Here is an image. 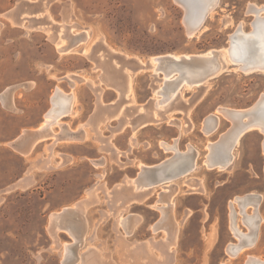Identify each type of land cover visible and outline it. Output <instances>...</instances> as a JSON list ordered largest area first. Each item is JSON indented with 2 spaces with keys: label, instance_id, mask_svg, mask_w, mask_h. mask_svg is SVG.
I'll return each instance as SVG.
<instances>
[{
  "label": "rangeland",
  "instance_id": "1",
  "mask_svg": "<svg viewBox=\"0 0 264 264\" xmlns=\"http://www.w3.org/2000/svg\"><path fill=\"white\" fill-rule=\"evenodd\" d=\"M45 1L47 11H43L52 15L39 19L51 22L55 30L64 27L67 36L70 32L74 46L68 51L50 40L48 28L34 22L35 18L21 25L11 21L7 11L21 0H0V264H93L101 261L100 256L106 264L264 260V133L251 129L235 140L228 167L206 164L210 143L233 124L218 110L248 109L264 100V70H243L228 51L231 35L241 24L244 32L253 30L256 14L250 9L264 6V0H214L218 4L192 36L185 20L187 9L177 0ZM219 53L227 62L225 69L199 84L177 83L174 72L170 86L165 87V72L153 67L158 56L191 55L194 59L188 62L204 65L200 56ZM125 56L133 58L138 68L130 76L125 74L128 78L119 75L117 85L109 74L111 69L127 72L123 62L130 59ZM83 70L90 74L79 76ZM128 79L136 97L124 105L153 107L164 99V90L176 89V94L169 103H159L165 111L160 122L135 128L123 125L122 119L108 118L101 137L108 140L104 135L119 134L118 147L102 141L99 148L88 121L99 100L106 105L125 92ZM58 87L76 95V107L64 120L54 122L50 133L63 127L57 136L70 138V128L85 123L90 139L61 141L48 134L29 150L28 133L43 126ZM211 115L218 119L211 122L213 130L206 123ZM15 135L20 138L11 144ZM176 148L180 156L190 151L196 167L173 181L145 189L143 196L120 210L110 197L113 188L128 176L136 179L143 164L176 156ZM34 161L40 164H33L28 177ZM26 177L30 183L22 184ZM95 186L98 196L91 194ZM246 194L252 202L243 211L236 198ZM88 198L91 203L80 206ZM58 214L63 217L57 221ZM245 217H251L252 223ZM235 218L240 230L249 232L245 241L249 245L233 256L228 249L239 242L232 228ZM71 231L82 234L83 240ZM164 240L169 247L161 244ZM66 243L71 244L68 259ZM100 243L101 254L95 251ZM124 246H130L133 256L123 252ZM155 253L164 254L162 262Z\"/></svg>",
  "mask_w": 264,
  "mask_h": 264
},
{
  "label": "crops",
  "instance_id": "2",
  "mask_svg": "<svg viewBox=\"0 0 264 264\" xmlns=\"http://www.w3.org/2000/svg\"><path fill=\"white\" fill-rule=\"evenodd\" d=\"M21 1L22 2H20V3H17V4L15 3L7 11L8 17L11 19L12 22H14L15 25L16 24L21 25L23 23H26L27 20L31 21L33 18H35L34 22H37L38 25H40V26L43 25V26L48 28V30L46 32L48 34V38L50 40H54V42H58L59 47L63 51H68V50H70V47L74 46L73 43H71L72 41L69 40L70 32H69V36H67V35H65L67 33V30H65V28L63 26H62L63 28H60L59 30H55V29H53L54 25H51V22L49 23L46 21L47 16L52 15L51 12H50V14H48L47 12L43 11V10L47 11V8H44V3L47 4V1H45V0H42L41 2H36V0H32V2H30L28 0H21ZM36 3L38 5H41V8H38L36 6L37 5ZM34 6H36L37 8H34ZM37 9H39V11H40L39 14H37V12L35 11ZM36 18H38V19H36ZM39 18L40 19H46V20H44V22H41ZM30 26L32 27V26H34V24H32ZM28 28H29V26H28ZM125 57H128V59H130V60L126 59L123 62V66L125 67V70H127V72L124 71L122 74L121 73L118 74V72H117L118 70L115 71L114 69H111V71H110L111 74H109L110 79L111 80L113 79V81L117 82L116 83L117 85H118V83H120L118 77H120L122 75L125 76V74H128L130 76V74H134L135 70L138 68V63L133 62V61H135L133 58H131L129 56H125ZM136 61H138V60H136ZM109 65L113 67L112 62H110ZM114 68H115V66H114ZM89 74L90 73H87L83 70V72L79 76L89 75ZM127 76H125V77L128 78ZM85 77H87V76H85ZM81 78H84V76ZM93 78H95V77L93 76ZM105 79H107V78H105ZM116 79H118L119 82ZM124 80H126V79H124ZM173 80L177 81L175 78H173ZM177 83H180V82H177ZM121 84H123V83L121 82ZM126 86L127 87L125 89V92L120 91L119 98H117L116 101L109 103V104H106V105H101V101L99 100V103H98L99 105L97 106V110L94 111L93 115L91 116L90 120L88 121V124L92 126V131L94 132V136H91V138H93L94 141H97L99 143V146H98L99 148H100V144L102 141L104 143L111 142L115 145V147H118L116 140L118 139L119 134H116V136L114 138H111L110 135H104L105 137L108 138V140L102 139V137H101L100 131L102 130V124L104 122L106 123V120H108V118H109V121H111L112 118L113 119L114 118L115 119H122L123 125L124 124H131L132 127L136 126L135 128H139V126H144V125L147 126L150 123L160 122L161 121L160 118H162L165 115L164 108H162L164 106H160V104H159L160 102H157L156 105H154L153 107L147 106V105H141L140 103H138V105H136L134 103L124 105L123 102H125V100L133 101L136 97V96L134 97L133 89H131V82H129V79H128V83ZM121 89L124 90L123 88H121ZM121 89L118 88V90H121ZM174 90H176V89H173V91ZM7 91H8V89H7ZM4 93H6V90L4 91ZM169 93H171V92H168V95H169ZM174 96L175 95H173V97ZM73 99L75 102L76 95H74V94L72 95L71 93H67L59 87L57 88L56 92H54V94H53L52 107L47 112L51 116V122H50V124H47V126H45L46 121H44L45 124H43V126H41L40 128L38 127L39 129L36 127L38 130L36 129V131H32V132L28 133V136H27L28 139H27V141H25V144H26V147L29 148V150L32 148V145L36 140L40 141L41 138H44L43 136L48 135V134H52L53 136L57 137L58 140H61V141L72 140V141H78V142L82 141L83 142V141H87L90 139V133L85 130V123H83V124L80 123L75 128L70 126L71 127L70 128L71 133H69V135H68V136H70V138L63 137L64 136L63 134L60 137L57 136L62 131H64L63 127H62V130H54L56 134L54 132L50 133V132H52L51 130H52L53 126L55 125V124H53L54 122H58L59 119H60V121H62V120H64V118L68 117V113L72 111V107H73V111H74V108L76 106H75V104L73 105ZM167 103H169V101H167ZM47 113L45 114V120L47 119V117H46ZM119 113H123V114H121V116H118ZM127 113H132L133 115L125 116L124 114H127ZM111 126L113 127L112 124H111ZM64 127L68 128V126H66V125ZM24 137L22 139H24ZM19 138H20V136L16 138V135H15L12 138V140L10 141L11 144L16 143V140ZM50 139L52 140V138H50ZM169 149H171V148H169ZM176 151H178V152H176V156H172L167 161H163L161 163H155V164H151V165L150 164L149 165L143 164L142 165L143 166L142 172H140L139 176L136 179H135V177H130L127 175L129 179L126 177L123 182H120L119 184H117L113 188L114 192L111 194L110 197L113 198V201H115V203L120 208V210L127 208L131 203L135 202L137 199H134V198H136L138 196H143V193L146 191L145 189H150L154 186L161 185L164 182L173 181L175 178L179 177L180 175L187 174L188 172H190V170L193 169L192 166L196 167V166H194V160L190 157V154H191L190 151L183 152L181 156L179 153L181 151H179V150H176ZM100 154H101V152H99V155ZM106 159L108 160L107 157H106ZM52 160H54V158H52ZM33 164H35V166H37V164H40V161H34L33 163H30V166L32 165V167L30 168V171L28 172V177H31V174H32L31 169L32 170L35 169ZM28 177L21 180L22 184L23 183H30V179ZM140 185H142V186H140ZM93 188L94 189L91 191V194L93 192L96 196L97 193H100L99 189L96 186ZM167 190H170V189H167ZM251 194H253V193H251ZM97 196H98V194H97ZM88 200H89V198L87 200L83 199L82 201H80V206L86 205L88 203L90 204L91 202H89ZM259 209H260V206H259ZM260 214H262V212H260ZM61 216H62V214H58L57 217L55 216L57 218L56 220L58 221L59 217L61 219ZM236 222H237V219H236ZM263 222H264V216H263ZM122 223L124 225L126 222L122 221ZM58 224H61V223L58 222ZM260 224H262V223H260ZM71 232H72V234L76 235L77 240H79V239L83 240L82 234L79 235L77 233L75 234V232H73V231H71ZM247 233H249V232H247ZM255 236L257 238V236H258L257 231L256 232L254 231L252 234L253 240H256ZM161 244L165 247H169V244L165 243V240ZM101 245H102V243H100L99 246H97V248H95V251L99 252L100 254L102 253L101 252L102 251ZM253 246H255V245H253ZM65 247H66V244L64 245V249H65ZM107 248H108V251L112 250L111 247L108 245H107ZM68 249L70 250V245H69ZM130 249H131L130 246L129 247L124 246L123 252L126 253L128 256H130V255L133 256ZM155 255L158 257L157 259L159 260V262L163 261L164 254L155 253ZM98 258H100L101 261L99 262L97 260H94L93 264H106L105 262H108L106 260H102L101 256Z\"/></svg>",
  "mask_w": 264,
  "mask_h": 264
},
{
  "label": "bare ground",
  "instance_id": "3",
  "mask_svg": "<svg viewBox=\"0 0 264 264\" xmlns=\"http://www.w3.org/2000/svg\"><path fill=\"white\" fill-rule=\"evenodd\" d=\"M178 1L184 3L187 9V13H186L187 15L185 20H186L188 33L191 36L204 22L208 13H210V11L218 4V1H214V0H197L196 3L195 0H177V2ZM250 10L252 13L256 14L253 23L254 26L253 30L246 33L242 29V24H241L238 27V29L231 35V43H230L231 45L229 49L228 48L227 49L229 51V56L231 60L233 62L239 63L240 64L239 67H241L243 70L245 71L264 70V15L261 14V12L264 11V6L262 7L254 6ZM200 57H202L204 65H196L194 63L188 62L194 59L191 58V55L158 56L155 57L153 60L155 62V64H153V67L155 68L156 71L163 70L165 72L167 77L165 79L166 82L165 87H166L167 85L170 86L169 82L172 80L171 75L174 72L177 73L175 75V79L177 80V82L179 81L180 83H182V81L183 82L187 81L190 85H194V84L202 83L208 76L216 74L220 70L225 69L227 64V62L222 58L221 53L217 55H210V54L202 55ZM116 80L118 81V79ZM164 91H165V93L163 94L165 96L164 99H159L158 102L167 104V101H169L170 98L172 99L173 95L176 94L175 92L176 90L173 91V89L171 90V88L168 89L167 91L171 92L169 93V95L166 90ZM261 98L263 99V97ZM257 104H260V106L264 107V100H260L259 102H257ZM254 106L242 110L230 109V108H220L218 110L222 115L232 120L233 124L226 132H224L221 135V137L217 141L210 143L209 145L210 152L208 153L206 159V164L209 167L211 168L213 167L225 168L226 166L228 167L232 161V148L235 144L234 141L236 140L237 142L238 139H240L245 132L257 128L264 133V114L262 113L263 114L262 115L261 113H258L260 111L255 109ZM46 117L47 119L45 126H47V124H50L51 122V116L49 113L46 115ZM206 120L205 121L208 125V128L210 130H213L212 128L214 127L211 126V124L212 123L215 124L216 121H218L217 116L215 115L214 117H212L211 115L209 116L208 119L206 118ZM172 147H173L172 145L166 146V148H172ZM248 196L249 195L246 194L245 196H241V197L239 196L236 198V202L240 205V207L243 208V211L246 210L248 205L252 202V201H247ZM245 218L248 224L252 223L251 217H245ZM53 220L56 221L55 219ZM254 220L255 219H253V221ZM232 228L234 230L233 233H235V235L239 238V242L236 243L233 242L231 245H229L230 247L228 251L231 255L235 256L237 253L243 251L249 245L245 242L246 237L249 233L242 232L235 220L232 223ZM69 245L71 244L66 243V249L64 250L66 258H68L67 256L70 254L68 249ZM249 259L250 260L246 264H264V260L258 261L252 258ZM78 264H81V262H79Z\"/></svg>",
  "mask_w": 264,
  "mask_h": 264
},
{
  "label": "water",
  "instance_id": "4",
  "mask_svg": "<svg viewBox=\"0 0 264 264\" xmlns=\"http://www.w3.org/2000/svg\"><path fill=\"white\" fill-rule=\"evenodd\" d=\"M197 2V0H195V3ZM258 105V106H257ZM257 105H255L254 107H255V109H257L258 111H260V112H258V113H263L264 114V107H262V106H260V104H257ZM262 114V115H263Z\"/></svg>",
  "mask_w": 264,
  "mask_h": 264
}]
</instances>
